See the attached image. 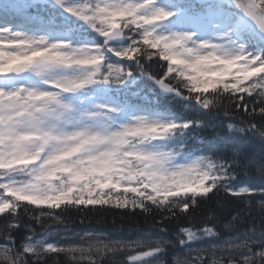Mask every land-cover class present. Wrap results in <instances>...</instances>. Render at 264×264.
I'll return each mask as SVG.
<instances>
[{
  "label": "clouds",
  "instance_id": "1",
  "mask_svg": "<svg viewBox=\"0 0 264 264\" xmlns=\"http://www.w3.org/2000/svg\"><path fill=\"white\" fill-rule=\"evenodd\" d=\"M209 3L222 17L205 36L170 28L174 16L165 13L173 10L161 0H123L117 18L107 0H42L95 34L80 41L0 27V46L9 45L0 51V75L39 82L0 88V264H264V185L234 183L264 181V119L226 125L256 140L252 151L243 145L205 150L176 136L165 146L152 142L156 128L142 117L95 99L98 88L142 78L169 92H191L183 68L168 64L159 77L151 72L169 51L183 50L188 60L219 52L264 66V45L253 46L250 38L253 31L264 36V0ZM213 40L218 43L209 47ZM177 41L181 48H173ZM129 51L137 54L134 65L113 59ZM248 88L264 113V75ZM218 196L225 204L236 197L242 209L212 226L164 224L190 218L191 209ZM253 210L261 223L247 220ZM108 213L119 214L121 224L108 227ZM123 231L128 236L112 235Z\"/></svg>",
  "mask_w": 264,
  "mask_h": 264
},
{
  "label": "trees",
  "instance_id": "2",
  "mask_svg": "<svg viewBox=\"0 0 264 264\" xmlns=\"http://www.w3.org/2000/svg\"><path fill=\"white\" fill-rule=\"evenodd\" d=\"M27 10H29V15L34 22L47 24L49 31L54 36L60 33L66 38L65 40L80 41L95 35L82 23L65 20L57 10L50 6H41L34 2L29 5ZM0 14H2L1 11ZM250 38L253 40V46L262 45L253 33H251ZM136 55L135 52L129 51L126 56L121 58L113 56V59H120L122 63L134 65ZM202 63V70L201 68L195 69V62L187 61L181 54L169 51L166 59L153 62L150 65L151 72L158 77L168 64H171L176 70L183 68L181 78L191 81L194 86L191 92L187 89H181L182 94H177L174 91L169 92L163 86H158L147 78L138 79L135 83L129 82L126 87L121 84L113 88L101 87L97 91L102 95L110 96L117 106L124 108L125 114L131 108L160 112L163 122L153 126L156 128V132L152 135L155 138L159 137L167 145L170 143L167 141L168 138L176 136L181 139L186 138L189 144H195L205 150L213 146L230 148L240 145L245 146L249 151L254 150L257 147L256 140L239 133H230L226 125L240 117L249 119V113L243 110L238 111L237 106L240 108L242 102L251 104L253 97L248 95V92L251 91L248 84L264 75V66L253 68L247 65L244 66L243 70L238 71V68H232L229 64H223V67H219L221 65L219 63L211 64L207 61ZM249 67L255 71H248ZM112 78H115V74ZM165 83L168 81L165 80ZM209 84L214 85V87L208 88L207 85ZM197 96L200 98L199 101L195 99ZM206 97L207 100L211 101L208 107H204L207 103ZM255 103L258 104L259 99H256ZM250 111L251 109H249ZM234 183L240 186L245 184L264 185V181L248 180L243 177ZM226 199V204L222 196L204 201L198 208L190 210V218L183 217L180 220L164 221V224L170 230L175 229L177 224L199 225L207 223L212 226L217 220L223 221L233 212L242 209V205L236 197ZM217 200H221V203L217 204ZM107 218L108 227L113 224L117 226L121 224L120 216L117 213H108ZM247 220L254 225L262 222L255 210L247 216ZM78 225L84 226L79 224V221ZM98 230L110 231L108 228ZM23 232L24 230L20 229L19 235L22 236ZM112 234L128 235L126 231L113 232Z\"/></svg>",
  "mask_w": 264,
  "mask_h": 264
},
{
  "label": "rangeland",
  "instance_id": "3",
  "mask_svg": "<svg viewBox=\"0 0 264 264\" xmlns=\"http://www.w3.org/2000/svg\"><path fill=\"white\" fill-rule=\"evenodd\" d=\"M169 1L170 0H161L162 4L167 9L173 10V7L170 6ZM191 1L192 0H188V2H191ZM13 2H14V0H5L4 3L6 5L10 4L11 8L9 10L3 9V11H5V12L9 11L12 13V15H14V13H15L14 6L15 5ZM145 2H146V0H145ZM107 3H108V5H111L110 7H108V11L110 13H113V15H114V14L119 12V9L123 3V0H107ZM169 16H171V15H169ZM221 17H222V12H221L220 8L218 6H216L215 4H210V5H207L206 7H204L203 11H198L195 14H193V13L192 14H186L185 12H183V10H181V13L178 16L175 15L172 18L169 27L172 29H187V30H191L194 32H199L201 34V36H205V35L210 34V32L212 30L213 21H215L216 19H219ZM8 18H9L8 14H5L3 18H0V27H3L5 25H11V26H14L15 28H25V29L29 30L30 28H32V26H34V23H32L31 19L28 17L22 18L23 27L20 25H12L11 22L8 21ZM77 20H79V19L77 18ZM42 32H44V29L42 30ZM217 43H218V40H213L210 43V45H208V46L212 47V46H215ZM182 44H183V41H177L173 44V48H181ZM7 47H9V45H7V43H4L2 46H0V51H5L7 49ZM189 47H191V46L189 45ZM182 52H183V50L181 51V53H177V54H179V55L181 54L187 61L195 62V69H198V70L201 68V66H202L201 64H203L200 59H203V61L209 60L207 62H210L211 64L214 63L213 61H217L216 63H219V64H223L227 61H232L233 66L236 64L238 67L243 66L238 59H233V58L228 57V56H221L219 52H213L212 56H208V57H205L203 55L196 56V54L193 52L191 54L196 56V58H194L192 60H188L186 55L182 54ZM174 53H176V52H174ZM201 70H202V68H201ZM21 82L39 83L38 81L32 80V78L30 76H27V75H25L23 77V80H21L17 74L9 73V74L0 76V88H3V89H11ZM95 99H97L100 102L106 103L109 106L113 105V103L107 99H99L98 97H95ZM126 116H132V117L140 116L143 118V120L147 126H151V125L161 121V117H160L159 113H154L151 111L133 110L132 112H130V114H128ZM153 143L162 144L160 142H153ZM162 145H165V144H162ZM112 235L113 236H128V235H121V234H112ZM129 238H131V237H129Z\"/></svg>",
  "mask_w": 264,
  "mask_h": 264
},
{
  "label": "snow or ice",
  "instance_id": "4",
  "mask_svg": "<svg viewBox=\"0 0 264 264\" xmlns=\"http://www.w3.org/2000/svg\"><path fill=\"white\" fill-rule=\"evenodd\" d=\"M166 15H171V16H175L177 15L176 11H171V12H167L165 13ZM43 53L41 52H36L33 54V56H37V55H42ZM208 88L214 87V85L209 84L207 85ZM256 99L253 98L251 104H247V103H241V106L239 109H237L238 111L243 110L246 113H249L251 115H249V124L251 125L253 122L259 121L261 119H264V113L261 112L260 110V104L261 102L259 101L258 104L255 103ZM249 109H251V111L249 112ZM258 109V111H257ZM203 191H207V189H201Z\"/></svg>",
  "mask_w": 264,
  "mask_h": 264
},
{
  "label": "water",
  "instance_id": "5",
  "mask_svg": "<svg viewBox=\"0 0 264 264\" xmlns=\"http://www.w3.org/2000/svg\"><path fill=\"white\" fill-rule=\"evenodd\" d=\"M39 1L42 3V0H39ZM198 2L200 4H206V3L209 2V0H198ZM52 6H54V5H52ZM54 7H56L57 9H59L66 17H68V18L71 17V14L70 13L65 12L63 9L59 8L58 6H54ZM253 32L264 42V36L259 35L255 31H253Z\"/></svg>",
  "mask_w": 264,
  "mask_h": 264
}]
</instances>
